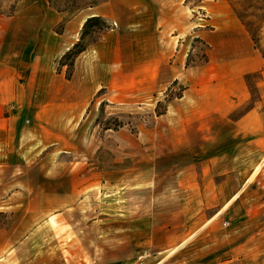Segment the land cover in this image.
Listing matches in <instances>:
<instances>
[{"label": "rangeland", "instance_id": "obj_1", "mask_svg": "<svg viewBox=\"0 0 264 264\" xmlns=\"http://www.w3.org/2000/svg\"><path fill=\"white\" fill-rule=\"evenodd\" d=\"M44 2L66 20L107 7L109 17L91 16L101 17L107 27L84 30L88 17L75 44L88 48L108 31L123 36L141 28L149 38V22L156 40L130 44V76L98 89L86 122L69 133L72 145L60 162L53 153L42 164L0 169V199L13 197L0 204V229L10 230L16 240L0 264H264V71L246 78L249 100L233 116L253 128L204 130L211 118L194 111L196 93L201 85L214 86L216 72L212 46L199 30H219L233 18L264 59V0ZM22 3L33 9L38 0H0V16L15 15ZM136 18L138 25L132 24ZM64 26L65 21L56 32ZM62 57L57 71L72 80L78 57L73 64H62ZM178 57L184 64L173 79ZM188 89L192 95L186 96ZM253 108L258 117H247ZM232 133L235 143L229 142ZM256 149L258 163L204 161L209 153L246 157ZM43 164L67 176L43 177ZM59 185L68 192L62 208H26L42 190ZM43 200L50 201L38 199ZM44 249L52 251L50 258L34 256Z\"/></svg>", "mask_w": 264, "mask_h": 264}, {"label": "crops", "instance_id": "obj_2", "mask_svg": "<svg viewBox=\"0 0 264 264\" xmlns=\"http://www.w3.org/2000/svg\"><path fill=\"white\" fill-rule=\"evenodd\" d=\"M32 8L22 3L15 15L0 16L1 170H15L21 164H42L53 153V157L58 156L57 162H60L61 155L72 145L69 133L86 122L84 115L98 89L102 86L113 87L116 78L130 76V55L127 52L130 44L134 42L140 45L156 40L155 25L151 22L145 25L149 38L143 28L125 30L123 36L108 31L77 58L74 76L72 80H67L63 72L57 71L59 59L77 42L81 27L88 17H109L107 7L93 8L69 20H66L63 12L48 7L44 0H38ZM64 21L63 32L57 33L56 27ZM139 23L137 18L132 19V24ZM208 23H212V20H208ZM127 24L122 23L124 26ZM198 34L211 44V61L216 64L214 86L206 88L201 85L200 93H196L194 111L211 118L203 123V129L233 131L241 130L244 126L253 128L247 121H234L233 116L238 107L249 100L246 78L264 71L262 55L255 49L249 33L233 18L221 24L219 30L200 29ZM177 60L178 64L172 67L173 79L178 77L184 64V59L178 57ZM187 94L192 95L191 89L186 90ZM258 114V109L253 108L247 117H258ZM236 137L232 133L229 142L235 143ZM206 138L214 140L211 134H206ZM215 139L218 140L217 137ZM257 149L253 153H245L246 157L240 152L239 157L234 152L209 153L204 161L226 159L231 162L250 160L258 163ZM50 150L52 152L47 153ZM42 166L44 169L40 170V175L43 177L60 179L67 176L66 171L49 169V165ZM40 194L42 197L38 199L47 198L50 201L43 200L41 203L34 198L33 202H29L32 205L26 208L60 209L68 200L67 189H61L60 185L56 189L42 190ZM52 199L63 201L58 203ZM9 200L3 201L1 198L0 204H7ZM9 231L0 229V259L5 248L16 242ZM32 236H27L26 240H33L35 237ZM38 252L34 256H52L49 249Z\"/></svg>", "mask_w": 264, "mask_h": 264}, {"label": "trees", "instance_id": "obj_3", "mask_svg": "<svg viewBox=\"0 0 264 264\" xmlns=\"http://www.w3.org/2000/svg\"><path fill=\"white\" fill-rule=\"evenodd\" d=\"M75 5H73L74 7ZM74 13H76V11L73 12L72 15H74ZM96 28V29H99L101 30L102 28L104 27H107L106 26V23H104L103 19L101 17H91L89 18L85 25H84V30L87 29V28ZM83 39V38H82ZM86 46H83L81 42L75 44L69 51H67L62 59H61V63L64 64L65 61H69L71 60V64H73L74 60L80 55L82 54L85 50H86Z\"/></svg>", "mask_w": 264, "mask_h": 264}, {"label": "bare ground", "instance_id": "obj_4", "mask_svg": "<svg viewBox=\"0 0 264 264\" xmlns=\"http://www.w3.org/2000/svg\"><path fill=\"white\" fill-rule=\"evenodd\" d=\"M176 250V249H175ZM175 250L173 252H175Z\"/></svg>", "mask_w": 264, "mask_h": 264}]
</instances>
